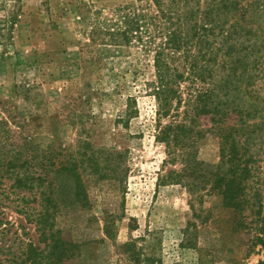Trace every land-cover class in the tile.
<instances>
[{
	"label": "rangeland",
	"instance_id": "rangeland-1",
	"mask_svg": "<svg viewBox=\"0 0 264 264\" xmlns=\"http://www.w3.org/2000/svg\"><path fill=\"white\" fill-rule=\"evenodd\" d=\"M86 1L112 7L132 0ZM23 4L14 45L0 56V121L19 123L40 144L43 161L55 163L50 180L61 210L54 227L45 223L40 231L15 211L17 203L2 204L0 264L24 259L30 242L49 246L44 264H134L137 257L158 264L263 261L264 246L234 231L233 213L198 177L191 186L182 181L196 174L185 171L180 152L169 154L157 139L159 106L148 86L152 58L137 49L85 46L83 7L63 0ZM180 72V98L163 124L192 123L189 163L215 165L219 138L191 95L202 83L187 68Z\"/></svg>",
	"mask_w": 264,
	"mask_h": 264
},
{
	"label": "trees",
	"instance_id": "trees-1",
	"mask_svg": "<svg viewBox=\"0 0 264 264\" xmlns=\"http://www.w3.org/2000/svg\"><path fill=\"white\" fill-rule=\"evenodd\" d=\"M63 1L85 9L79 29L89 41L85 46L137 49L152 58L154 77L148 86L159 106L157 139L166 143L169 154L180 152L185 171L196 174L181 180L186 178L190 185L198 177L231 210L234 231L264 246V0H132L112 7ZM23 5V0H0L2 57L14 45ZM180 67L202 83L191 95L197 112L210 119L219 138L220 159L215 165L189 163L192 123L163 124L180 98L175 90L185 74ZM11 125L21 132L16 134ZM23 131L13 119L0 121V207L10 199L17 203L18 214L44 231L45 223L54 227V214L61 210L50 180L55 163L43 161L40 144ZM189 191L195 192L192 187ZM47 248L30 242L24 259L7 264H44ZM137 258L134 264H158L150 257Z\"/></svg>",
	"mask_w": 264,
	"mask_h": 264
}]
</instances>
